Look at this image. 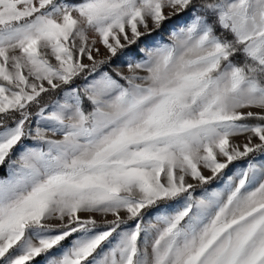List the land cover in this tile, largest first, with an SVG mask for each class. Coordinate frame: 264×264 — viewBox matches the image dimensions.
<instances>
[{
  "label": "snow or ice",
  "instance_id": "1",
  "mask_svg": "<svg viewBox=\"0 0 264 264\" xmlns=\"http://www.w3.org/2000/svg\"><path fill=\"white\" fill-rule=\"evenodd\" d=\"M0 167V264H264V0H0Z\"/></svg>",
  "mask_w": 264,
  "mask_h": 264
},
{
  "label": "rangeland",
  "instance_id": "2",
  "mask_svg": "<svg viewBox=\"0 0 264 264\" xmlns=\"http://www.w3.org/2000/svg\"><path fill=\"white\" fill-rule=\"evenodd\" d=\"M176 22V19H174L172 21V23L174 24ZM168 28H169V25H166L165 28L162 30V31H158L157 33L151 35V36H147L145 37L141 42H140V46H143V44L147 43L149 45L153 44L155 41L157 40H162L163 42H168L169 41V36H170V33L168 31ZM90 38H91V34H89ZM99 47H101V52L103 55H107V53L104 51L103 47L98 45ZM136 48L137 46L133 47L131 49V52L137 56H139L140 54L136 52ZM52 62L55 63V60L54 58H52ZM111 67L109 66H105L104 70H112L114 68H117L119 67L120 70H122L125 74H127V66H126V63H125V57H117L115 59H113L111 62ZM78 85H82L83 84V81L80 80V82L77 83ZM255 111V110H254ZM244 140V137H236L234 138L233 142L234 143H240ZM27 143H31V141H27ZM18 152V149H14L13 150V153H12V158L15 159L16 157V154ZM242 163V162H235L234 165L230 166V169L234 168V167H238L239 164ZM6 164H7V161H6ZM6 166V165H5ZM226 171H230V170H226ZM206 175H210V173H205ZM5 175V168L4 167H0V177L4 176ZM209 187V190L213 189V188H222L223 187V184L220 183V182H213ZM201 194V189L200 188H197V191L195 193V195H200ZM152 215L153 213L150 211L148 213V217L149 218H152ZM96 218L98 220L102 219V217H100L99 215L96 216ZM112 217L109 216L108 219H111ZM149 251H150V248H149ZM36 264H40V259H38L36 261Z\"/></svg>",
  "mask_w": 264,
  "mask_h": 264
},
{
  "label": "trees",
  "instance_id": "3",
  "mask_svg": "<svg viewBox=\"0 0 264 264\" xmlns=\"http://www.w3.org/2000/svg\"><path fill=\"white\" fill-rule=\"evenodd\" d=\"M157 32H158V31H157ZM157 32H154L153 34H155V33H157ZM153 34H152V35H153ZM146 37H147V36H146ZM144 38H145V37H144ZM144 38H143V39H144ZM143 39H142V40H143ZM133 47H135V46H133ZM133 47H132V48H133ZM113 59H115V58H113ZM237 59H239V57H237ZM109 71H111V70H109ZM78 82H80V80H77V81H76V83H78ZM46 99H48V98L46 97ZM38 259H39V258H38ZM38 259H37V260H38Z\"/></svg>",
  "mask_w": 264,
  "mask_h": 264
}]
</instances>
